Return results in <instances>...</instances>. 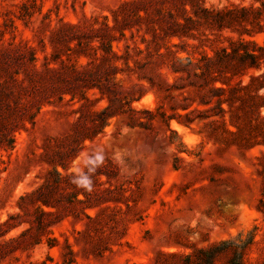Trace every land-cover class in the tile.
<instances>
[{"label": "rangeland", "instance_id": "374dc122", "mask_svg": "<svg viewBox=\"0 0 264 264\" xmlns=\"http://www.w3.org/2000/svg\"><path fill=\"white\" fill-rule=\"evenodd\" d=\"M178 23L187 26L179 29ZM114 37V48L120 55L129 53L130 65L123 57L112 59L120 70L117 78L129 90L141 80L149 85L140 74L155 79L133 106L156 110L161 104L160 110L171 114V101L159 98L157 86L175 81L173 61L200 56L203 49L209 54L229 49L231 41L241 38L263 45L264 0H0V85L14 91L8 100L16 108L6 110L14 148L0 150V225L19 211V196L42 180L48 167L39 156L43 144L50 139L49 146L55 147L53 138L68 133L77 117L73 109L78 103L55 102L44 103L33 123L21 119L33 91L19 93L25 84L19 79L25 72L42 71L46 62L56 69L50 72L56 79L74 69L93 68L87 64L93 59L89 44ZM157 42L162 52L168 42L177 46L160 56ZM261 71L250 68L244 82L249 73ZM106 104L103 99L94 107ZM122 120L112 117L104 132L87 140L69 163L70 171L83 170L91 153L110 158L118 167L112 187L121 185L120 201H110L95 220L82 213L62 214L45 231L38 228L31 208L13 219L18 225L10 230L0 227V264H152L159 249L190 250L247 233L254 225L259 226L260 242L247 257L250 264H261L264 214L258 200L264 143L224 146L200 134L197 124L188 127L172 118L169 129L159 114L146 127H130ZM255 135L263 140L262 134ZM86 211L95 216L98 208Z\"/></svg>", "mask_w": 264, "mask_h": 264}, {"label": "trees", "instance_id": "16d2710c", "mask_svg": "<svg viewBox=\"0 0 264 264\" xmlns=\"http://www.w3.org/2000/svg\"><path fill=\"white\" fill-rule=\"evenodd\" d=\"M186 26L177 24L179 29ZM164 31L167 32L166 29ZM174 35L180 37L177 32ZM115 39L118 38L102 40L95 45L89 44L93 49V59L87 64H92L93 68L74 69L56 79L50 74L56 72V69L49 67L46 62L42 71L34 69L30 73L25 72L19 79L20 82H25L21 84L19 93L33 91V96L24 105L25 113L21 119L27 117L33 123L36 113L44 103L55 102L78 103L73 109L77 117L68 133L53 138L57 144L55 147L49 146L50 139L43 144L39 156L48 167L42 175V180L34 189L19 196V211L10 214L0 227L10 230L18 225L12 222L14 218L28 214L33 208L37 214L38 228L45 231L46 227L62 214L79 216L82 213L90 220H95L102 210L110 207V201H120L123 194L117 190L121 185L112 187L113 180L118 178V167L110 158L103 157L102 161H95L97 155L90 154L82 173L93 181L91 192L72 184L70 176L78 177L75 172L69 170L70 161L86 146L85 142L93 141L102 134L114 116L123 117L124 124L130 127H146L159 114L169 129L170 120L175 118L178 123L188 127L197 124L200 134L224 146L250 148L264 143V127H261L264 126V44L241 38L231 41L229 49L224 46L214 54H209L203 49L200 56H188L185 60L175 59L172 64V71L176 73L175 81L157 86L159 98H169L171 101L173 113L167 114L160 110L161 104L157 105L156 110L133 106V101L143 96L142 90L155 85V79L153 76L140 74V79H147L149 85L141 80L133 83V89L129 90L122 83V79L117 78L120 70L112 63V59L123 57L126 59V65L130 67L127 62L129 53L120 55L114 48ZM157 43V53L160 56L174 52L173 47L177 46V43L168 42L165 44L166 51L162 52L160 43ZM79 44L82 48L81 42ZM117 47L119 48L118 45ZM101 49L105 53L100 52ZM31 59L36 60L35 54ZM108 62L109 66H106ZM250 68L262 71L258 74L249 73L248 80L244 82L243 76ZM235 76L238 78L234 81ZM59 80L65 83V86L61 85ZM171 88H175L177 92L172 93ZM137 89L141 91L138 95ZM67 94L69 97L65 98ZM14 95L11 88L0 85V150H12L15 145V136L10 130L11 124L8 123L6 113V110L16 111L8 100ZM103 99H106V105L94 107ZM259 125L261 128L256 130ZM21 126L25 127V123L21 122ZM256 132L262 134L263 140L256 138ZM169 141L172 143V138H169ZM180 145H184L183 142H180ZM174 167H179V164L174 163ZM258 201L259 210L264 214V179ZM95 207L98 211L95 216H91L86 210ZM27 230L21 234H26ZM258 230L259 226L254 225L247 233L239 232L234 237L202 246L193 245L190 250L159 249L152 264H250L247 255L249 250L260 242L256 239ZM15 238L17 237L11 240ZM40 241L41 238H37L36 243ZM261 264H264V259Z\"/></svg>", "mask_w": 264, "mask_h": 264}, {"label": "clouds", "instance_id": "9594fccd", "mask_svg": "<svg viewBox=\"0 0 264 264\" xmlns=\"http://www.w3.org/2000/svg\"><path fill=\"white\" fill-rule=\"evenodd\" d=\"M103 157L97 155L95 157V161H102ZM94 161V162H95ZM71 172H75L78 178H72L70 176V182L76 185L77 188H82L88 192L93 190V181L89 179L87 176L83 175L82 170L79 167L72 168Z\"/></svg>", "mask_w": 264, "mask_h": 264}]
</instances>
